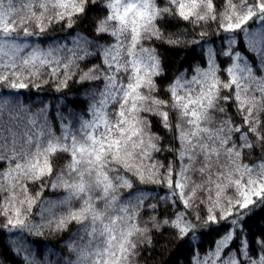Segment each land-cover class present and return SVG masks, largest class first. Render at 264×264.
Returning a JSON list of instances; mask_svg holds the SVG:
<instances>
[{
    "label": "snow or ice",
    "instance_id": "6c2138e0",
    "mask_svg": "<svg viewBox=\"0 0 264 264\" xmlns=\"http://www.w3.org/2000/svg\"><path fill=\"white\" fill-rule=\"evenodd\" d=\"M261 212L264 0H0V264H264Z\"/></svg>",
    "mask_w": 264,
    "mask_h": 264
},
{
    "label": "trees",
    "instance_id": "16d2710c",
    "mask_svg": "<svg viewBox=\"0 0 264 264\" xmlns=\"http://www.w3.org/2000/svg\"><path fill=\"white\" fill-rule=\"evenodd\" d=\"M95 15V13H93ZM183 27L181 28H171L170 31L173 32H179L182 31ZM215 24H213L212 31H215ZM254 30V29H253ZM79 31V29L77 30ZM53 36H59L61 33L59 30H57L55 33H52ZM226 35V34H225ZM216 39L215 45H211L214 49H219L221 46L220 39L218 37H213ZM181 39H185V37H182ZM210 45H205V49L209 47ZM227 46V42H225V47ZM240 43L238 42L237 47H240ZM168 45H165L164 48H162L161 54L164 56H167L169 58V62L174 65H179L181 61H183L186 57V55L191 51V45H189L188 48H182L180 50V54L176 55L174 51H164L165 48H168ZM243 47L246 49L247 44L246 42L243 43ZM201 51L200 47H196L195 53H193V56L196 55ZM249 55H254L249 53ZM191 60V57H189ZM206 66V65H205ZM229 65H224V67H228ZM187 65H185V68ZM172 71L175 72V67L172 68ZM226 75V73H225ZM46 95H53L51 92L45 93ZM75 96V92H73V95L69 97V99H72ZM80 96H83V93H80ZM71 106V105H70ZM247 228H249L252 232L256 233L261 230V228H264V212L259 213L258 215L254 216L252 219H249L246 225ZM74 230V229H73ZM8 241L11 243L13 239H19L18 236L13 234H8ZM219 236L217 233L213 232L209 235H206L203 238V241H196L195 243H202L204 246H210L212 245V242L216 239H218ZM67 236L64 235L62 237L57 236H47L44 238H41L42 242L45 245L55 246L57 244V240H66ZM154 248L151 251L150 254L145 253L144 259L141 260L140 264H187L188 258L190 257L191 253L186 248H182L179 246V244L172 242V238L168 231H164L163 234H156L153 238ZM52 251L60 252L59 247H52ZM42 253L44 255H47L50 251L49 247H44L42 250ZM204 249L201 247V252H203ZM53 260L56 259L55 256L51 257Z\"/></svg>",
    "mask_w": 264,
    "mask_h": 264
}]
</instances>
